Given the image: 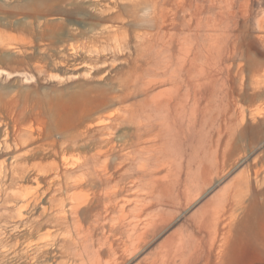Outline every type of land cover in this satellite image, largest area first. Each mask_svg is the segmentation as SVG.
Listing matches in <instances>:
<instances>
[{"label": "rangeland", "instance_id": "374dc122", "mask_svg": "<svg viewBox=\"0 0 264 264\" xmlns=\"http://www.w3.org/2000/svg\"><path fill=\"white\" fill-rule=\"evenodd\" d=\"M176 86L184 111L147 109ZM133 184L166 217L130 254ZM235 190L241 216L263 199L264 0H0V264H140L177 231L199 243L190 264H230Z\"/></svg>", "mask_w": 264, "mask_h": 264}, {"label": "bare ground", "instance_id": "6f19581e", "mask_svg": "<svg viewBox=\"0 0 264 264\" xmlns=\"http://www.w3.org/2000/svg\"><path fill=\"white\" fill-rule=\"evenodd\" d=\"M176 81V80H175ZM170 82V81H169ZM179 82V81H178ZM182 82V81H181ZM180 82V83H181ZM162 85V84H161ZM178 85H180L178 83ZM177 87V86H176ZM181 93V86L177 87L176 89V93L166 99V100H161V101H158V102H147V109L149 110H154V109H157V110H166V111H170L172 110V108H175L176 105L178 104V102H176L175 100L178 99L179 97V94ZM159 93H157L156 95L158 96ZM165 95V94H164ZM156 96V97H157ZM160 96V94H159ZM158 96V97H159ZM171 96V95H169ZM168 96V97H169ZM184 96V94H183ZM157 97V98H158ZM163 98V97H162ZM167 98V97H166ZM177 98V99H176ZM182 100L183 98H181L180 102L181 104L178 105L176 107L175 110L177 111H184L185 110V104H182ZM135 113L138 117L140 118H144V119H147V120H155L154 117L152 116L151 113L149 114H141L139 110H135ZM129 114V113H128ZM113 115V114H111ZM124 116V115H123ZM129 116V115H127ZM101 121V120H100ZM106 121V120H104ZM139 121V120H138ZM107 122H109V120H107ZM118 123V122H117ZM140 123V122H139ZM104 124V123H103ZM106 124V122H105ZM122 125V124H121ZM120 125V126H121ZM108 126V125H107ZM108 128V127H107ZM148 129V128H147ZM108 131H110L108 129ZM107 131V132H108ZM106 132V133H107ZM109 133V132H108ZM145 135V134H144ZM142 134V136H144ZM157 135H160V133H157ZM110 136V134H109ZM144 139V137L142 138ZM148 138H145L143 141L145 144H142L143 145V149L145 148H149L150 147V144L148 145V142H150L151 140H147ZM140 140V139H139ZM154 140V139H153ZM158 140V139H157ZM142 141V142H143ZM156 141V139H155ZM99 142V141H98ZM141 142V141H140ZM103 143V142H102ZM104 144V143H103ZM98 145V144H97ZM110 145V144H109ZM113 145V144H112ZM111 145V146H112ZM140 145V143H139ZM153 145V144H152ZM100 147V145H98ZM102 146V145H101ZM97 147V146H96ZM139 147V146H138ZM136 147L135 149V155L137 156V158H140L141 157V151L142 148H138ZM105 146L103 147V152H105L106 150H104ZM134 148V147H133ZM101 149V147H100ZM154 149V148H153ZM152 149V150H153ZM146 150V149H145ZM102 152V149L100 150ZM100 152V153H101ZM148 153V152H147ZM95 154V153H94ZM93 155V154H92ZM106 155H101L99 157H96V162H95V165L97 166V163L102 164L105 163V159H106ZM109 158V156H108ZM108 160V159H107ZM122 162V161H121ZM110 163V162H109ZM106 164V163H105ZM94 165V164H93ZM165 165V164H164ZM87 166V165H86ZM103 166V165H102ZM109 165H106V167L108 168ZM113 166V164H112ZM116 166V165H115ZM118 167V166H117ZM143 167H145L143 165ZM94 168V167H93ZM86 169V168H85ZM91 169V168H90ZM96 169V168H95ZM101 168L98 167L97 170H99ZM109 169V168H108ZM107 169V170H108ZM119 169V168H117ZM122 169V168H121ZM257 169V168H256ZM261 169V167H260ZM88 170V169H87ZM105 170V169H104ZM93 171V170H92ZM103 171V170H102ZM104 172V171H103ZM102 172V173H103ZM106 172V171H105ZM261 172V170H260ZM260 172H256V177L257 176H260ZM97 174V172H95ZM111 173V172H110ZM112 174V173H111ZM107 175V174H106ZM109 175V174H108ZM107 177H110L108 176ZM105 176V174H104ZM113 176V175H112ZM115 176V175H114ZM113 176V177H114ZM112 177V178H113ZM165 177H167V175H165ZM142 178V177H141ZM160 178V177H159ZM108 179V178H107ZM139 179V178H138ZM161 179V178H160ZM118 180V179H117ZM120 180V179H119ZM137 180V179H136ZM140 180V179H139ZM162 180V179H161ZM107 181V180H106ZM143 181V180H142ZM117 182V181H116ZM136 182V181H135ZM138 182V180H137ZM116 184V183H115ZM107 185V184H106ZM146 185V184H145ZM131 186V190L130 192L128 193H124V195H122L121 199L119 200H122L121 202V205H120V210H122L123 212V215H127V212H130V213H135L136 215L138 216H142L143 219L145 220L143 226L140 227V230L139 232L137 233V235L135 236V238H131V235L132 233L137 229V224L136 222H129L130 225H132V227L130 226L129 228H127L128 230V239L131 241V244L128 245L125 241H124V244H125V251H128L130 254H133L136 250H137V246L141 243V241H146L147 240V237L149 236L150 232H152L155 228L158 227L159 223H160V220L163 219V217H166L165 215L163 214H159V213H156L155 211H152V208L153 206H155V203L154 202H150V203H145L144 202V199L147 198V196H152V193H153V189H150V191L148 192H143L141 189H142V185L138 184H133V185H130ZM255 187V186H254ZM114 188V187H113ZM112 188V189H113ZM144 188V187H143ZM256 188V187H255ZM115 189V188H114ZM113 189V190H114ZM119 189V188H117ZM128 189V188H127ZM123 187H122V191H123ZM121 191V193H122ZM125 191V190H124ZM105 192V191H104ZM111 192V191H110ZM118 192V190H117ZM260 192V191H259ZM107 193V191H106ZM105 193V194H106ZM114 193V192H113ZM112 193V194H113ZM116 193V192H115ZM188 193V196L191 198V193L189 192V190L187 191ZM187 193H186V198L187 197ZM254 193V192H253ZM104 194V195H105ZM239 192H237V190H235L234 192H232L231 194H229V199H228V204L230 205V207H232V217H234L235 215V219H236V222L235 224L232 226V230H233V238H234V251H233V256H232V259H231V263L230 264H248L249 261L247 260V256H246V252L245 249L247 248V245H243V244H249V239L252 240V238L255 239L256 241V244L260 247L262 253H263V256H264V230L262 231V227L264 229V193L262 194V197L263 199L261 201H258L256 200V198L253 200L252 204L253 206L252 207H249L251 208L250 209V212L251 214H247V215H243L241 216L240 215V212L243 208V199L242 197L239 196ZM261 194V193H260ZM145 195V196H143ZM249 195V194H248ZM252 195V194H251ZM107 196V194H106ZM250 196V195H249ZM254 197V194L253 196ZM114 198V197H113ZM22 200H25V199H22ZM115 200V199H114ZM113 200V201H114ZM117 200V199H116ZM190 200V199H189ZM111 201V199H110ZM118 201V200H117ZM109 202V201H108ZM112 202V201H111ZM117 203V202H116ZM115 203V204H116ZM131 203H134V205H132ZM108 204V203H107ZM105 203V205H107ZM112 205V203H110ZM114 204V203H113ZM250 204V203H249ZM247 205V204H246ZM108 206V205H107ZM106 206V207H107ZM114 206V205H112ZM109 207V206H108ZM110 208V207H109ZM114 208V207H113ZM111 209V208H110ZM209 211H205V216L203 217L202 219V222L204 224V221L206 222L204 225H208V229H209V233L211 234L212 232L214 233H218L221 231V229L223 228V225L220 224V218H215L213 217L212 215V211H214V209H208ZM217 210V209H216ZM234 210H235V214H234ZM136 211V212H135ZM246 211V210H245ZM256 222L262 224L263 226L258 227V231H256V234L257 236L255 237V235L252 233L255 229V226H256ZM116 225V224H115ZM114 224H111V228H110V231L108 234H105V240L108 241L109 243V246L110 248L113 250V251H118V248L120 247V244L117 245V241L116 239L118 238H121V236H118V233L116 232V227H115ZM203 225V226H204ZM200 226H201V223H200ZM200 226H199V231H200ZM253 229V230H252ZM261 230V231H260ZM112 231L114 233H112ZM93 232V231H92ZM176 234H178L179 237L175 238L174 237V240L177 241V243H171V245H162L161 247V250L157 252V257H155L154 259L150 260V258H148V260L146 261H143L141 262L140 264H154V262H157L159 260H162L164 264H190L193 260L197 259L198 257H196L197 253H198V249H199V243H196L194 239H192L191 237V240L189 241V245L191 246V248L193 247L194 245V248L193 250H189V253L187 254V245H186V242L184 241L183 239V234L180 233L179 231L175 232ZM252 233V234H251ZM254 235V236H253ZM193 238H196V236H194ZM122 239V238H121ZM197 239V238H196ZM198 240V239H197ZM107 243V242H106ZM103 244V243H102ZM108 246V244H107ZM244 252V253H243ZM171 255H173V257H171ZM226 264H227V260H225ZM264 264V263H263Z\"/></svg>", "mask_w": 264, "mask_h": 264}]
</instances>
